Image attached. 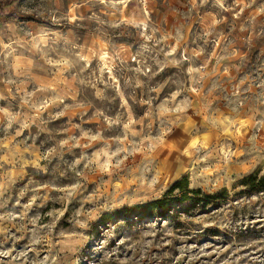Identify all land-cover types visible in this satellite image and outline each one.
<instances>
[{
  "label": "rangeland",
  "instance_id": "obj_1",
  "mask_svg": "<svg viewBox=\"0 0 264 264\" xmlns=\"http://www.w3.org/2000/svg\"><path fill=\"white\" fill-rule=\"evenodd\" d=\"M261 176L264 0L0 16V264H264Z\"/></svg>",
  "mask_w": 264,
  "mask_h": 264
},
{
  "label": "trees",
  "instance_id": "obj_2",
  "mask_svg": "<svg viewBox=\"0 0 264 264\" xmlns=\"http://www.w3.org/2000/svg\"><path fill=\"white\" fill-rule=\"evenodd\" d=\"M17 0H0V16L4 15L5 11L13 5ZM252 179V178H250ZM258 187L264 188V176H261L254 180ZM178 186H173L166 194H164L159 199H154L145 203L143 205H136L134 207L128 208L127 211L130 213L134 209H146V215L152 214L151 211L155 212L156 215L163 218V216L167 213V211L171 208L173 204L184 203L191 201L192 197L197 198L196 201L199 203H203L205 207L208 205L206 200H201L202 193L200 190L193 192H184L180 194H175ZM206 199H209L205 197Z\"/></svg>",
  "mask_w": 264,
  "mask_h": 264
},
{
  "label": "bare ground",
  "instance_id": "obj_3",
  "mask_svg": "<svg viewBox=\"0 0 264 264\" xmlns=\"http://www.w3.org/2000/svg\"><path fill=\"white\" fill-rule=\"evenodd\" d=\"M44 37H45V36H44ZM40 38H41V41L44 42V38H42V37H40ZM38 40H40V39H38ZM104 59H105V55H102V56H101V60L104 61Z\"/></svg>",
  "mask_w": 264,
  "mask_h": 264
}]
</instances>
